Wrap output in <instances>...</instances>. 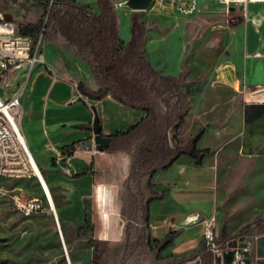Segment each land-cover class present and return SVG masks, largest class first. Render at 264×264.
Returning a JSON list of instances; mask_svg holds the SVG:
<instances>
[{
  "label": "rangeland",
  "instance_id": "374dc122",
  "mask_svg": "<svg viewBox=\"0 0 264 264\" xmlns=\"http://www.w3.org/2000/svg\"><path fill=\"white\" fill-rule=\"evenodd\" d=\"M122 1L125 3V0ZM227 3L233 4L232 1ZM123 6L117 10L121 21L128 8L126 4ZM172 9L153 0L146 9L133 11L140 14L146 26L143 53L150 64L162 73H185L184 91L190 98V109L185 120L171 128L172 142L190 148L197 133L205 130L198 148H209L210 151L202 164L217 166L218 169L212 187L204 192L210 197L215 211L210 218L220 219L216 222L215 231H238L239 227L264 216V115L252 123L243 119L245 106L264 103V98L261 92L253 94L258 90L252 88L230 89L214 75L218 59L235 57V52H239V43L231 41L228 44V37L239 27L231 26L232 21L239 19L237 11L183 16ZM0 11L12 14L18 27L36 21L40 15V11L31 6V0H0ZM220 62L219 67L223 66L222 59ZM95 78L101 83L99 88L105 85L103 80ZM17 79L25 82L27 78L18 75ZM0 93L7 96L4 86H0ZM87 152L92 163L94 157L91 151ZM120 153L126 152L111 154ZM37 159L50 184L68 186L65 184L68 183L66 175L56 180L51 168L44 167L42 160ZM188 159L189 156L182 155L180 161L183 163ZM150 182L152 184V180ZM97 190L100 191V188ZM97 190L96 201L99 202L94 207L91 198L92 204L88 209L95 226L93 231L83 225L85 218L82 215V218H65L59 211L64 244L55 214L38 177H0V264H119L125 250V237L120 240L116 236V242L100 241L95 237V229L101 237L110 232L108 208L103 193ZM89 191L92 195V190ZM52 193L55 198L56 193L53 190ZM116 193L118 200L125 202L124 187L118 188ZM99 196L101 201L97 199ZM16 197L39 198L44 202V209L25 215L18 208ZM124 213L127 214L126 202ZM128 264L164 263L149 258Z\"/></svg>",
  "mask_w": 264,
  "mask_h": 264
},
{
  "label": "crops",
  "instance_id": "0c3cea01",
  "mask_svg": "<svg viewBox=\"0 0 264 264\" xmlns=\"http://www.w3.org/2000/svg\"><path fill=\"white\" fill-rule=\"evenodd\" d=\"M87 1L94 11L99 10L97 0ZM229 1L200 0V13L213 15L230 10L239 14V19L231 20L232 27H239L228 37V44L231 41L239 43V52H235V57L220 58L223 62L221 67L219 64L222 63L218 59L214 75L215 78L224 80L226 87L230 89L252 88L254 91L258 90L253 92L256 94L264 91V0H246V15L244 6L242 10L240 3L232 1L233 4H228ZM115 2L117 10L125 7L122 0ZM133 11L134 9L128 7L123 21L119 17L124 43L132 36ZM3 22H8L18 30V24L14 22L12 14L0 11V23ZM40 51L44 55V63L37 65L24 82L21 94V127L39 167L37 157L42 160L44 167L51 168L52 176L56 180H61L63 175L68 177V183H65L68 186H65L61 183L50 184L44 176L58 218L60 210L61 217L76 218L82 215L85 218L86 202L92 204L93 199L94 207L97 206L99 201H96L95 192L100 188V191H97L103 193L102 197L108 208L110 232L101 237L95 229V237L100 241L116 242V236L122 240L123 227L118 229L117 224L123 201L118 200L116 192L118 188H122L128 176L130 156L127 153L111 154L107 151L92 150L94 159L91 163L87 150L77 148L72 156H68L64 152V146L78 142L92 133L93 106H96L99 112L104 135L126 130L137 123L145 112L122 104L110 93L100 100H92L80 93L77 89L80 81L86 82L87 86L94 90L98 89L101 83L93 75L90 63L77 55L63 37H43ZM80 98L82 100H79ZM226 115L228 117L229 113ZM83 125L90 127L85 128ZM59 152L63 154L61 159L57 158ZM53 156L56 158V165H53ZM181 157L169 168L157 171L152 178V191L164 194L161 199L154 200L150 205L152 237L163 240L170 233H174L173 243L158 254V260L162 263L165 258L188 256L205 245L204 221L210 219L215 212L210 197L204 192L212 187L217 166L207 163L198 165L191 157L182 163ZM78 173L84 174L75 176ZM40 184L46 196L45 188L41 182ZM51 189L56 193L55 198ZM89 190H92V195ZM97 199L101 201V196ZM215 219L216 222L220 221L219 218ZM236 231L229 230V233ZM215 235L219 238L221 232L217 230Z\"/></svg>",
  "mask_w": 264,
  "mask_h": 264
},
{
  "label": "trees",
  "instance_id": "16d2710c",
  "mask_svg": "<svg viewBox=\"0 0 264 264\" xmlns=\"http://www.w3.org/2000/svg\"><path fill=\"white\" fill-rule=\"evenodd\" d=\"M97 5L99 10L94 11L91 4L80 0H31V6L40 11L39 18L19 25L18 31L31 36L35 43L40 35H62L74 47L76 54L89 61L94 76L105 82L103 87L93 90L86 82L80 81L77 84L80 93L92 100H100L110 93L122 104L145 112L137 123L112 134L106 151L127 152L131 156V167L125 181L126 243L119 264L139 263L149 258L158 260V254L173 243L174 233L163 240L152 237L150 205L164 194L153 192L150 181L157 171L169 168L182 155L201 165L210 150L198 148L204 129L197 133L190 148L173 144L170 130L185 120L190 109V98L184 91L185 73H162L146 59L143 53L146 26L140 14H133L132 36L124 43L115 0H97ZM16 78L17 72L9 68L1 74L0 86ZM263 115L264 103L245 106L246 123H252ZM76 149L77 142L64 146L68 156H72ZM41 171L45 174L42 168ZM89 205L86 202L83 225L93 231ZM244 235L264 238V216L243 225L233 234L223 230L215 240L216 248L226 249L228 242ZM197 259L200 264H214L212 246L205 244L188 256H173L162 261L164 264H188Z\"/></svg>",
  "mask_w": 264,
  "mask_h": 264
},
{
  "label": "built area",
  "instance_id": "2783aa9c",
  "mask_svg": "<svg viewBox=\"0 0 264 264\" xmlns=\"http://www.w3.org/2000/svg\"><path fill=\"white\" fill-rule=\"evenodd\" d=\"M162 5L171 6L183 16H194L202 11L200 0H155ZM240 3V9L246 15V0H230ZM242 6V7H241ZM3 19V18H1ZM40 35L37 43L28 35L19 33L8 22L0 23V73L13 68L21 77L28 78L33 69L44 63V55L40 51ZM7 96L0 93V177H32L37 176V168L24 140L21 127L22 104L21 94L24 82L15 79L13 82L4 83ZM58 159L63 158L58 153ZM41 169V168H40ZM18 208L25 215H33L44 209V202L39 198L16 197ZM55 217L56 214H55ZM216 219L204 221L203 236L207 245L217 251L215 245Z\"/></svg>",
  "mask_w": 264,
  "mask_h": 264
},
{
  "label": "water",
  "instance_id": "95a60500",
  "mask_svg": "<svg viewBox=\"0 0 264 264\" xmlns=\"http://www.w3.org/2000/svg\"><path fill=\"white\" fill-rule=\"evenodd\" d=\"M152 2L153 0H126L125 4L134 10H144ZM79 100H82V98H80ZM93 111H94V118L91 126L92 133L86 138L78 141L77 148H81L87 151H92V150L106 151L111 143L112 136L102 134L100 115L96 106H93ZM130 160H131V156H130ZM52 162L53 165L57 164L55 156L52 157ZM125 181L123 185L124 189H125ZM122 201H123V207H121L120 210L122 212L118 217L119 221L117 225H118V229L123 227V238H124L125 228L127 224V214L124 213V204L126 202V195H125V202L124 200ZM58 221L59 219L56 217V222L59 227ZM188 264H200V260L197 259ZM214 264H264V238H255L252 235H244L232 239L230 242H228L226 249H218L217 251H215Z\"/></svg>",
  "mask_w": 264,
  "mask_h": 264
},
{
  "label": "bare ground",
  "instance_id": "6f19581e",
  "mask_svg": "<svg viewBox=\"0 0 264 264\" xmlns=\"http://www.w3.org/2000/svg\"><path fill=\"white\" fill-rule=\"evenodd\" d=\"M221 78H222V77H221ZM223 81H224V80H223ZM260 95H261V97L264 98V91H262V92L260 93ZM22 134H23V136H24V133H22ZM24 140H25V142H26V144H27V146H28V148H29V150H30V153H31L32 158H33V160H34V163H35V165H36V168H37V177H38V179L40 180V182L42 183V185H43L44 188H45V191H46V197H47L48 204H49V206H50L52 212H53L54 214H56V216H57V218H58V215H57L56 210H55V207H54L53 198H52L51 193H50V191H49V188H48V186H47V183H46V180H45V178H44V175L42 174V171H41V169H40V167H39V165H38V163H37V161H36V159H35V157H34L32 151H31V149H30V147H29V145H28V143H27V140H26L25 136H24ZM58 219H59V218H58ZM58 222H59V230H60V233H61V225H60V221H58ZM61 236H62V240H63V243H64V239H63V235H62V233H61ZM64 244H65V243H64ZM66 254H67V259L69 260V256H68L67 251H66ZM69 263H71V262H69Z\"/></svg>",
  "mask_w": 264,
  "mask_h": 264
}]
</instances>
